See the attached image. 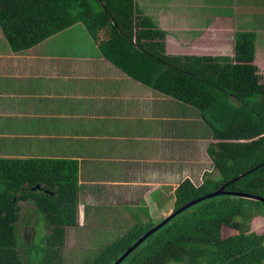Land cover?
<instances>
[{"label":"trees","instance_id":"16d2710c","mask_svg":"<svg viewBox=\"0 0 264 264\" xmlns=\"http://www.w3.org/2000/svg\"><path fill=\"white\" fill-rule=\"evenodd\" d=\"M79 23L127 75L196 107L210 126L215 174H205L199 185L185 180L173 211L224 185L264 197V76L256 64L255 31H236L234 56L171 55L167 32L138 0H0V26L15 52ZM78 192L76 161L0 159V264H64L67 228L78 225ZM25 211L39 213L48 229L35 261L19 243ZM259 217L264 220L263 202L231 195L207 199L165 224L121 264H264V230L249 229ZM163 220L135 224L86 264H114Z\"/></svg>","mask_w":264,"mask_h":264},{"label":"crops","instance_id":"0c3cea01","mask_svg":"<svg viewBox=\"0 0 264 264\" xmlns=\"http://www.w3.org/2000/svg\"><path fill=\"white\" fill-rule=\"evenodd\" d=\"M225 1L224 14L217 0H138L167 32L168 54L207 55L175 53L169 45L174 39L182 48L185 41L190 50L201 42L202 12H213L208 25L216 15L243 20L242 29L257 33L258 50L264 44V0ZM182 23L186 27L179 29ZM68 32L82 40L72 41ZM69 42L72 48H63ZM213 143L199 109L127 75L102 54L83 24L20 52L0 26V159L78 162V225L67 233L84 234L97 221L117 232L120 223L127 229L166 218L185 180L199 185L205 174H215L208 153Z\"/></svg>","mask_w":264,"mask_h":264},{"label":"rangeland","instance_id":"374dc122","mask_svg":"<svg viewBox=\"0 0 264 264\" xmlns=\"http://www.w3.org/2000/svg\"><path fill=\"white\" fill-rule=\"evenodd\" d=\"M217 5L218 8L220 7L221 9L228 10V2L226 5L224 2ZM229 6L231 7V5ZM236 6H238V4H233L232 7L235 8ZM212 13L208 14L207 12H202L201 16H199V23L203 25L201 28L206 34V36L201 38V42H197L192 46V49L188 50V42L181 40L184 45L181 48L174 39H171L169 45L172 51L175 53H188V51L194 52L193 50H195L198 53L201 52L207 55L234 56L233 45L235 32L239 29L245 28V22L243 20H237L235 17L228 18V16L216 15L215 20L208 25V22L205 19L208 16H214ZM185 27L186 23H182L180 24L179 29ZM71 33L72 32L69 34ZM71 37L74 39L72 41L82 40V35L75 32L71 34ZM72 46L73 45L69 42L68 45H64L63 48H72ZM256 64L260 69V74L264 76V44L263 46L262 44H259L256 54ZM23 206L29 208L27 204H23ZM27 214L29 215L30 212H23L21 222L18 224L20 237L22 239L19 240V243L23 248L31 251L30 256L35 261L40 257V254H38L37 251L43 248L44 238L48 234V229L45 223L41 220V215L39 213H37V215L33 213L28 217ZM95 225L96 228L94 229H83L85 231L84 234L80 230L69 229L70 232L67 233L65 248L63 249L64 264H86L93 261L103 248L115 241L114 239L118 237L117 232L120 235L127 231V229H130V226L126 229L123 227L126 224L120 223L121 228H118V231L116 232V228H111V225L104 221H97ZM103 225L107 227H102ZM133 225H135V223H132V227ZM249 229L251 231L264 230L263 218L259 217L252 220L249 224ZM229 234L230 231L224 229V237H227ZM24 243H32V245H25Z\"/></svg>","mask_w":264,"mask_h":264},{"label":"water","instance_id":"95a60500","mask_svg":"<svg viewBox=\"0 0 264 264\" xmlns=\"http://www.w3.org/2000/svg\"><path fill=\"white\" fill-rule=\"evenodd\" d=\"M225 186H221L217 191L207 194L205 196H202L200 198H197L190 203L186 204L185 206L179 208L178 210L173 211L170 213L164 220L157 224L155 227H153L151 230H149L144 236H142L134 245H132L114 264H121L136 248H138L143 242H145L151 235H153L155 232H157L160 228H162L165 224H167L169 221H171L173 218H175L180 213L184 212L185 210L191 208L193 205H196L202 201H205L207 199H211L218 196H224V195H231L239 198L254 200L258 202L264 203V197L247 193V192H238V191H228L225 189ZM36 188H41L40 186H37ZM36 188H33L35 190Z\"/></svg>","mask_w":264,"mask_h":264}]
</instances>
